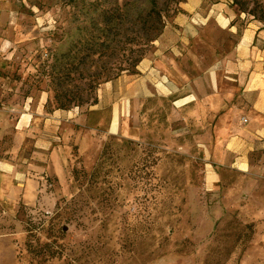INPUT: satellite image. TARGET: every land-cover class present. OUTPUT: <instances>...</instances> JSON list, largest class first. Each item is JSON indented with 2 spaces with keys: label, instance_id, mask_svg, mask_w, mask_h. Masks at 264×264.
<instances>
[{
  "label": "rangeland",
  "instance_id": "374dc122",
  "mask_svg": "<svg viewBox=\"0 0 264 264\" xmlns=\"http://www.w3.org/2000/svg\"><path fill=\"white\" fill-rule=\"evenodd\" d=\"M185 1L155 0L154 14L166 26ZM227 1L237 16L264 24V0ZM151 8L152 0H0V105L20 109L45 95L48 112L82 116L53 167L34 174L38 194L0 201V264H264V148L242 167L230 148H204V127L175 105L188 85L129 104L125 88L93 109L107 83L141 74L137 66L103 76L91 90L92 76L115 73ZM29 143L9 132L0 148Z\"/></svg>",
  "mask_w": 264,
  "mask_h": 264
},
{
  "label": "crops",
  "instance_id": "0c3cea01",
  "mask_svg": "<svg viewBox=\"0 0 264 264\" xmlns=\"http://www.w3.org/2000/svg\"><path fill=\"white\" fill-rule=\"evenodd\" d=\"M181 8L155 40L150 57L139 63L141 74L107 83L93 109H103L105 98L112 101L125 88L122 96L129 104L154 89L168 95L188 85L175 105L190 108L193 120L204 127L207 143L202 146L230 148L234 165L245 166L246 154L264 148V24L245 23L227 0H186ZM216 33L228 41H220ZM170 72L180 85L170 80ZM47 101L43 95L38 103L20 109L0 105V139L11 132L30 142V148H0V201L24 199L33 191L36 196L39 181L34 174L47 164L53 167L73 121L82 119L78 110L48 112ZM112 109L111 130L116 133L120 117L118 109Z\"/></svg>",
  "mask_w": 264,
  "mask_h": 264
},
{
  "label": "trees",
  "instance_id": "16d2710c",
  "mask_svg": "<svg viewBox=\"0 0 264 264\" xmlns=\"http://www.w3.org/2000/svg\"><path fill=\"white\" fill-rule=\"evenodd\" d=\"M217 2L218 0H214ZM156 11V2L152 0V8L150 11L151 18L148 21V24L144 28H142L141 33L139 34V38L137 41L133 42H126L125 46L121 48V56L117 62V66L115 69V73L110 74V72H102L99 73L97 76H92V88L91 90L94 91L97 87V78L104 76V81H110L118 76L121 75L124 71H136V67L140 63V61L146 55V47L151 46V43L155 41L161 34L164 32L165 22L162 19L160 14H154ZM253 19L245 20V23L250 22ZM138 54V56H134ZM103 79V78H101ZM95 81V82H94ZM92 104H96L98 102V98L94 97L91 99ZM90 103V102H86ZM66 104H60L59 108H65Z\"/></svg>",
  "mask_w": 264,
  "mask_h": 264
},
{
  "label": "built area",
  "instance_id": "2783aa9c",
  "mask_svg": "<svg viewBox=\"0 0 264 264\" xmlns=\"http://www.w3.org/2000/svg\"><path fill=\"white\" fill-rule=\"evenodd\" d=\"M243 121H244V122H247V118L243 117Z\"/></svg>",
  "mask_w": 264,
  "mask_h": 264
}]
</instances>
